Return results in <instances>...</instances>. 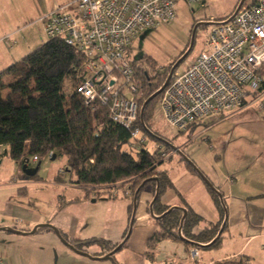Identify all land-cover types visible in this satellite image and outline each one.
<instances>
[{"label": "built area", "instance_id": "2783aa9c", "mask_svg": "<svg viewBox=\"0 0 264 264\" xmlns=\"http://www.w3.org/2000/svg\"><path fill=\"white\" fill-rule=\"evenodd\" d=\"M201 1L71 0L41 19L42 30L47 40L59 39L82 56L75 79L85 104L105 108L109 120L130 133V145L146 149L148 135L137 126L141 110L130 57L133 43L144 32L177 21L180 2L190 7ZM263 86L264 0H258L243 5L231 20L210 27L198 57L176 72L163 91L157 116L166 129L187 135L243 110L253 94L261 91L263 98ZM259 108L264 112V103ZM131 192L130 187L113 186L95 194L116 199ZM200 256V249L189 250L192 263ZM0 264H5L1 258Z\"/></svg>", "mask_w": 264, "mask_h": 264}, {"label": "crops", "instance_id": "0c3cea01", "mask_svg": "<svg viewBox=\"0 0 264 264\" xmlns=\"http://www.w3.org/2000/svg\"><path fill=\"white\" fill-rule=\"evenodd\" d=\"M69 1L0 0V72L47 42L43 34L41 19L56 7L63 6ZM189 22L188 20L185 21L184 30ZM6 94L7 91L4 92V95ZM260 96L261 93L253 94L243 110L232 114L229 116L230 118L228 117L232 122L240 125L251 139L248 149L246 152L243 151L245 159H248L246 164H196L191 158L192 155L187 156L224 196L227 210V220L225 218L224 224L227 225V228L225 230L224 227L225 232L223 231V234L230 236L232 243L230 246L224 247L222 241L218 248L212 249L206 246L201 249L199 260L192 263L189 259V250L200 246H194L183 241L163 240L151 248L149 246L150 239L159 231V227L155 225L154 218L150 224L143 217L141 223L134 226L133 233L131 231L130 237L122 249L114 254L112 260H95L77 254L56 236L53 229L39 228L36 234H40V229H44L42 235L46 241L47 249L54 255V258L56 257L55 260H49L47 264H220L227 261L236 262L241 259H248L249 264H264V112L259 108L260 104L264 103V97L260 98ZM254 107H256V113L252 111ZM200 128L196 127L190 135L184 136L187 141L182 147L193 144L199 135L208 131L204 129L194 135ZM207 142L211 143V140L207 139ZM209 147L212 149L214 146L210 145ZM6 152L7 147H0V154L11 160ZM4 161L5 158L2 156L0 169L3 168ZM11 163L6 166L10 169V173H5L0 178V229L7 228L31 233L18 225H28L33 228L41 224H51L60 232L64 228L68 235L64 233L63 238H66L73 246H75V241L98 240L97 238L77 237L76 228L82 221L81 218H72L68 229H66V224L63 221V216L67 215L73 208L83 206L93 194L88 198L84 188L73 184L67 186L64 181H58L56 176L50 179L39 176L24 180L23 176L20 177V167L14 161ZM28 165L29 168L37 166L33 158L30 159ZM184 165L189 169L186 164ZM189 171L191 172L187 176L188 185H193L192 192L189 194H185L183 189L187 184L177 187L176 181L170 178L169 172L161 171L168 173L173 184L172 189L177 192L181 199L185 198L184 205L180 207L165 204L162 199L161 204L173 208L190 209L201 216L205 226L200 229L201 222L194 229V233L198 234L210 224H217L220 220V214L206 184L191 169ZM226 186L227 192H225ZM50 191L54 193V199H57L45 208L42 197L48 195ZM68 194H70L69 199L67 198ZM154 198V192L153 195H146L143 198L145 204L142 212H150ZM114 200L110 199V201ZM33 201L38 203L33 204ZM206 210L210 215L209 218L204 215ZM0 233H4L0 235V241L3 242L10 241L12 239L10 237L13 236L26 237L32 235H21L10 231H0ZM118 238H115L110 232L105 239H101L107 242L106 246L98 243L86 245L83 252L94 258H102L111 252L112 247L123 243ZM92 245H98L101 251L98 253L89 252L88 249ZM0 258L5 264H13L8 261L2 250H0Z\"/></svg>", "mask_w": 264, "mask_h": 264}, {"label": "trees", "instance_id": "16d2710c", "mask_svg": "<svg viewBox=\"0 0 264 264\" xmlns=\"http://www.w3.org/2000/svg\"><path fill=\"white\" fill-rule=\"evenodd\" d=\"M257 1L251 0L250 5ZM233 14L223 20H216V23L227 21ZM180 59L181 57L178 61ZM82 61V56L74 47L59 39H52L0 72V147H7L6 155L20 167L21 172L26 161L31 158H37L41 164L54 157L56 160L66 158L65 175L70 174L72 184L84 188L88 198L98 189L113 186L124 188L129 184L132 196L134 200L137 197L138 202L148 184L153 186L154 195L159 187V197L152 207L153 213L160 217L171 211L162 218L153 217L159 231L150 239L149 246L153 248L163 240H174L186 243L190 241L194 246L200 245L196 247L200 250L207 245L212 249L218 248L227 228L226 225L224 232L218 237L227 215L222 192L214 186L221 193L220 198L208 188L219 211L220 220L198 234L194 233V229L203 221L201 216L189 209L182 223L184 213L181 209L161 204V196L167 189L173 188L168 173L158 172V166L164 161L147 149H141L136 155L124 151L123 148L130 145V133L112 123L105 108L94 109L85 104L76 92L75 79V68ZM156 63L158 62L152 57H142L140 61L134 62L133 68L135 82L139 87V108L141 111L144 108L137 126L158 141L157 138H165L152 130L149 120L152 117V107L161 99L162 94L146 104L164 85L163 79L159 80L157 76V70L154 77L149 78V69L155 67ZM183 63L184 61L176 70ZM185 164L197 174L188 162ZM37 177L39 173L35 176ZM56 178L64 181L65 177L58 174ZM97 243L107 245L102 240L75 241L74 247L83 251L84 246ZM119 245L112 247L110 251L113 252ZM220 264H249V260Z\"/></svg>", "mask_w": 264, "mask_h": 264}, {"label": "rangeland", "instance_id": "374dc122", "mask_svg": "<svg viewBox=\"0 0 264 264\" xmlns=\"http://www.w3.org/2000/svg\"><path fill=\"white\" fill-rule=\"evenodd\" d=\"M240 2L241 0H202L200 3L190 7L180 2L178 5L179 13L177 21L169 25H162L157 30H148L140 35L133 43L130 57L133 61H140L142 57L154 58L158 63H156L157 65L155 67L149 69V78L152 79L157 70L159 80L163 79L162 82L165 84L173 69L172 65L189 51L194 26L200 22L216 23V20L227 18L236 11ZM250 3L251 0H246L244 5H250ZM187 20L190 22L184 30V23ZM210 27L211 26H201L198 29L192 51L185 59L183 65H181L175 73L183 72L186 67L198 57L203 49L204 35L209 31ZM158 100L160 101V99ZM158 100L152 107V117L149 120L152 130L158 135H163L166 141L173 145L175 149H180L182 155L149 136L146 149L156 155L157 158L164 161L163 164L158 166L159 172L168 171L170 178L176 181L177 187H182V184H187L183 187L185 194L192 192L193 185H188L187 176L191 171L185 167L184 164L186 160L183 159V155L186 157L192 155L191 158L196 164H246L248 162V159H245L243 151L246 152L251 139L240 125H237L229 119L230 117L210 127H201L194 135L204 129L208 131L203 135H199L193 144L182 147L187 141L184 136L190 135L191 133L187 135L177 134L168 128L166 129L163 120L157 116ZM252 111L256 113V107H254ZM207 139H210L211 143H208ZM210 145L214 147L210 149ZM123 150L136 155L141 149L136 148L134 145H129L124 147ZM3 157L5 161L3 163V168L0 169V178L3 177L5 173H10V169L6 166L7 164H12V161L8 157L4 155ZM65 165L66 158H59L54 161L47 159L41 164L39 176L44 179H50L59 174L65 177V185L70 186L72 184V178L70 174L65 175ZM22 176V172L20 171V177ZM200 184H202L201 181ZM125 186L130 187L129 184ZM153 191V186L148 184L140 195L136 205L133 196H120L114 201H110L108 194L103 193L96 196V194L93 193V196L87 199L83 206L81 205L73 208L67 215L63 216V221L66 224L65 227L68 229L71 219L79 217L82 221L76 228L77 237H89V239L97 238L101 240L105 239L108 233L111 232L115 238L120 237L118 239L124 242L131 229L132 220H134L132 233L134 226L140 224L143 217L152 224L153 217L151 213L149 211L144 213L142 210L145 204L143 198L146 195H153ZM225 192H227V186ZM53 194L54 193L50 191L48 195L42 197L44 198L43 203L45 208L57 199H54ZM69 195L70 194L67 195L68 199L70 198ZM161 199L165 204L180 207L184 205L185 198L181 199L174 189L169 188L167 192L161 196ZM37 203V201H33V204ZM204 215L206 218L210 217L207 210ZM18 226L29 230L31 233L34 228H36L22 224ZM204 226V222H202L200 229ZM124 229H126L125 233ZM43 232L44 229H40V234L34 233L26 237L13 236L10 237L12 239L8 242L0 241V250H2L3 254H6L8 261L13 264H47L49 260H55L56 257L54 258V255L47 249L45 244L46 241H44L45 239L42 235L44 234ZM64 233L67 234L68 232L63 228L60 234L63 235ZM2 234L4 233H0V235ZM56 236L61 240L57 234ZM222 237L224 247L232 244L228 234H223ZM88 251L91 253H98L101 250L98 245H92ZM153 256L156 255L153 254Z\"/></svg>", "mask_w": 264, "mask_h": 264}, {"label": "water", "instance_id": "95a60500", "mask_svg": "<svg viewBox=\"0 0 264 264\" xmlns=\"http://www.w3.org/2000/svg\"><path fill=\"white\" fill-rule=\"evenodd\" d=\"M246 0H241L239 6L237 7L235 13L233 14V16L229 19L231 20L232 18H234L237 13L240 11V9L243 7V5L245 4ZM215 23H204V22H200L198 24L195 25L194 29H193V32H192V40H191V47L189 49V51L176 63V65L173 67L171 73H170V76L169 78L167 79L166 83L163 85V87L158 91L156 92L147 102L146 104H148L149 102H151L153 99L157 98L159 95H161L163 93V91L168 87V85L170 84L173 76H174V73H175V70L176 68L183 62L185 61V59L188 57V55L190 54V52L192 51L193 49V46H194V43H195V37H196V33L198 31V29L201 27V26H212L214 25ZM145 104V105H146ZM143 110L144 108L142 109L141 111V114L143 113ZM150 135L152 134L151 132L149 133ZM158 142L164 144L165 146L175 150L177 153H180L181 154V151L180 149H175V147L173 145H171L169 142H167L165 139H162V138H157ZM182 155V154H181ZM183 159L186 160V162L189 163V165L197 172V174L199 175V177L203 180V182L206 184V186L208 188H210L212 191L216 192L220 198H222V195L221 193L214 187V185L209 181V179L197 168V166L186 156L183 155ZM53 161L56 160V157H54L52 159ZM29 159L26 161V163L24 164V166L22 167V173H23V179L24 180H29L31 178H34L40 171V168H41V162H39L37 164V166H35L34 168H29ZM159 197V187L157 188V192H156V195H155V198H154V201L153 203L151 204L150 206V212H151V215L152 217L154 218H162L164 217V215H166L167 213H169L171 210H169L167 213H165L164 215L158 217V216H155L154 213H153V210H152V207H153V204L154 202L157 200V198ZM135 205H136V201H137V197H135ZM183 211L184 213V217L182 219V223L184 221V219L187 217V210L185 208H179ZM226 220H227V217H226ZM133 224H134V220H132V223H131V229L129 231V234L128 236L126 237L125 241L123 243L126 242V240L130 237L131 235V231H132V227H133ZM224 227H225V224L222 226L219 234H218V237L221 236V234L223 233L224 231ZM39 228H51L55 231V233L61 238L62 242L67 246L69 247L73 252L77 253V254H80V255H83V256H86L90 259H95V260H112L113 259V256L114 254H116L123 246V243L121 245H119L113 252L109 253L108 255L102 257V258H94L93 256L83 252V251H80L78 250L77 248H75L73 245H71L68 241H66L60 234L59 230L55 227H53L52 225H49V224H44V225H39L37 226L36 228H34L33 232L32 233H23V232H19L17 230H14V229H7V228H1L0 231H10V232H13V233H19L21 235H29V234H34L37 232V230ZM179 233H181V229L179 230ZM183 238V237H182ZM185 239V238H183ZM190 244H192V242L188 241ZM199 245V244H198ZM200 246V245H199ZM209 247V245H207Z\"/></svg>", "mask_w": 264, "mask_h": 264}, {"label": "flooded vegetation", "instance_id": "af4514ba", "mask_svg": "<svg viewBox=\"0 0 264 264\" xmlns=\"http://www.w3.org/2000/svg\"><path fill=\"white\" fill-rule=\"evenodd\" d=\"M194 27H195V26H194ZM61 236L63 237V235H62V234H61ZM127 240H128V239H127ZM127 240H126V241H127ZM66 241H67V240H66ZM123 244H125V243H123ZM84 248H85V246L83 247V249H84Z\"/></svg>", "mask_w": 264, "mask_h": 264}]
</instances>
